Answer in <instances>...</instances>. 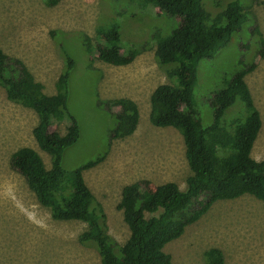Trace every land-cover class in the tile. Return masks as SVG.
<instances>
[{
  "label": "rangeland",
  "instance_id": "374dc122",
  "mask_svg": "<svg viewBox=\"0 0 264 264\" xmlns=\"http://www.w3.org/2000/svg\"><path fill=\"white\" fill-rule=\"evenodd\" d=\"M227 1L213 0L215 11ZM135 3L53 0L49 5L45 0H0V49L8 57L21 59L46 94L54 92L53 83L62 67L60 48L74 59L66 103L80 134L62 151L61 166L70 170L101 156L96 164L82 170V176L102 206L107 233L118 244L128 235L121 211L115 207L122 186L140 181L145 190L152 191L160 183L173 181L183 190L189 175L178 131L154 126L147 117L150 92L168 82L153 58L151 34L173 29L180 19L167 17L150 4L137 7ZM244 6L249 28L255 24L264 38V0H244ZM113 22L118 24L122 48L135 46L139 53L126 65L99 60L90 63L91 56L83 51L84 37L94 47L99 42L96 26ZM247 23L211 58L198 61L193 98L203 124L210 119L207 100L222 86L221 78L235 69L237 58L247 62L248 48L255 47ZM252 60L255 67L244 75V81L261 123L250 156L260 160L264 156V52L262 56L255 52ZM95 94L102 101L99 106ZM119 97L136 103L138 122L132 134L112 139L107 146L113 123L110 113L117 111L115 100ZM240 110L236 100L224 115H243ZM35 122V113L6 99L0 86V264H100L97 252L77 240L85 223L52 218L23 177L9 167L10 154L21 146L36 150L45 168L50 167L49 156L38 149L31 134ZM67 124V119L53 122L49 130L63 133ZM210 247L221 251L223 264H264V202L248 194L216 200L162 250L172 264H203V253Z\"/></svg>",
  "mask_w": 264,
  "mask_h": 264
},
{
  "label": "trees",
  "instance_id": "16d2710c",
  "mask_svg": "<svg viewBox=\"0 0 264 264\" xmlns=\"http://www.w3.org/2000/svg\"><path fill=\"white\" fill-rule=\"evenodd\" d=\"M135 1L137 7L150 4L167 17L180 19L173 29L154 30L151 34L155 44L153 58L168 82L156 85L150 92L147 117L152 125L170 126L180 134L189 169L184 189H179L173 181L160 183L152 191L145 190L140 181L125 184L115 207L121 211L128 229L127 238L118 244L107 233L102 206L82 176V170L96 164L101 156L70 170L61 166L62 151L80 134L77 120L66 103L74 59L64 47L60 48L62 67L51 94L43 91L42 83L35 80L21 59L8 57L0 49V86L6 99L35 113L31 134L38 149L50 160V167L45 168L36 150L21 146L10 154L8 164L23 177L37 202L49 209L52 218L85 223L77 240L97 252L100 264H172L163 246L179 237L213 202L242 194L264 202V156L260 160L250 156L261 121L244 81V75L255 67L252 60L255 52L263 55L264 38L255 24L249 28L251 23L244 10V0H229L217 11L213 0ZM45 3L51 5L53 0ZM245 22L255 47H247V62H243V57L237 58L235 69L221 78L222 86L207 100L210 119L203 124L193 98L198 61L211 58ZM95 33L99 42L94 47L84 37L83 51L91 56L90 63L99 60L126 65L139 53L135 46L122 48L117 23L98 25ZM84 65L86 68L88 63ZM95 98L99 106L102 101L96 94ZM236 100L241 104L243 115H224ZM115 107L117 111L110 113L113 123L107 146L112 139L132 134L138 122V107L133 100L119 97ZM63 119L68 120L63 133L49 130L53 122ZM203 259V264H223L222 253L216 247L205 250Z\"/></svg>",
  "mask_w": 264,
  "mask_h": 264
}]
</instances>
